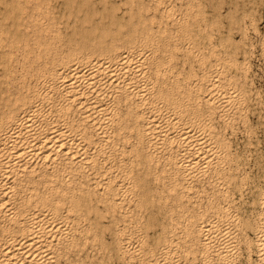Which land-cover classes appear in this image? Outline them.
Listing matches in <instances>:
<instances>
[{
  "label": "bare ground",
  "instance_id": "bare-ground-1",
  "mask_svg": "<svg viewBox=\"0 0 264 264\" xmlns=\"http://www.w3.org/2000/svg\"><path fill=\"white\" fill-rule=\"evenodd\" d=\"M154 1L156 3L161 2L160 0ZM234 1L235 4L231 7L232 12L230 9L231 14L228 13L230 16L227 15L229 10L226 12L227 17H230L229 19L231 22L229 23L231 24L232 22L237 23L238 19H241V17L236 14L237 10L240 11V4H236L239 0ZM56 2H59L63 8V11L58 15L56 14L57 12L54 13L51 11L53 6L50 3V0H0V231H4L11 227L8 222L12 221L15 224L13 228H17L16 231L18 234V236L12 235V237H0V264H53V246L59 242L58 239L60 235H63V232L68 233L73 229L74 224L71 223H75L74 219L77 218L76 213L80 216L83 215V220H88L91 218L89 212L94 211V219L96 220L97 227H100L101 229L106 227V224L100 221L102 218L100 220L98 219L100 216L103 217L102 214L104 212L101 211V213L97 210L96 206L91 203L88 204L87 201H89V199L86 196L77 198L76 194H74V190L77 189L78 186L69 185L68 182L71 180L70 178L62 184H57L55 180L60 174L67 175L71 172L79 173L83 171L82 165L90 159L89 157H91L89 156L91 139L95 137L93 139V146L98 147L103 151V160L106 161L111 157V154L113 153L112 150L116 149L115 146H111L113 132L123 135L124 138L129 137V131L124 130L126 125L122 124V122L131 121L127 123L130 124V130L135 131L136 138L133 139L129 148L131 151H135L136 156H138V165L141 166L136 169L138 170L136 174L137 179L140 177L138 175L141 168V172L143 173L141 179H138L139 184H141L143 189L140 188L139 190H143V198L145 201L155 202L159 197H156V195L153 194V190L155 191L157 189L147 187L151 182L148 183L149 185L146 184L149 181V176H152L150 166L148 165V161H151L152 158L150 157V153L145 149L146 145H144V143L147 142L152 148L154 147L157 150L163 148L166 150V153L169 150L171 157L167 164L171 169V173L168 177L170 180L168 183L172 190H176L178 188V180L175 175L176 172H178L182 178L184 176L189 178L190 176L195 175V171L198 170L197 168H208L216 156H218V159H222V155L218 152L220 147L224 148L226 144L223 142L222 138L218 137L219 135L216 136L214 131H212L211 119L213 115L211 116L209 111L212 112V107L219 108L220 112L222 111V115H219L221 118L226 111L225 107L231 103V100L232 102L235 100L236 105L239 107L243 98L241 97L242 92L236 87L233 88L230 86V88H226L230 85L231 79L229 77H224V79H222L217 74H213L206 84L208 91V96L206 95L207 98L205 99L207 105L206 109H208L206 111L207 115H201L196 112V110H193L195 106L193 102L196 100V97L198 98L197 94H194L193 96L188 92L187 94L182 95L183 97H178L176 91H172L169 88L163 90V87L161 86H157V90L154 91L152 87L157 80H148V82L145 80V78H147L146 69L142 64L145 62V59L148 61V59L152 58L153 62L151 69L154 71L153 73L155 75L157 74L158 76L159 72L167 70L170 67L172 44H175L174 39L176 36L173 38L170 37V35H165L166 28L161 29L159 26L156 27L151 23L150 19L152 17L148 14L150 4L144 0H56ZM119 2L124 5L122 10L119 7L121 12L117 8L120 6L118 5L120 4ZM209 2V5H212L211 18L218 23L221 18L220 11H222L221 9L218 11V6L222 8L221 4L225 2H223V0H204L203 2H199L198 8L203 7L204 3L208 4ZM220 2L223 3L220 4ZM246 3L247 2H243L242 5L243 10H241L243 11V14L253 13V6L255 5H248L247 10L245 11L244 9H246L248 4ZM254 4H256V2ZM259 4L261 5L262 3ZM169 6L170 5L166 6L164 9L167 13L170 12ZM116 8L120 13L116 11ZM206 9H208V7ZM258 11L260 10H257L256 12ZM51 12H53L54 15ZM256 12L254 13L256 14ZM178 19L180 20V18ZM182 19V21L186 20L184 17ZM242 22L241 24H243ZM229 23L225 21V25L228 24V26H230ZM239 23L236 24L238 26V32L240 28ZM257 24L259 25V22ZM220 25L222 24L220 23ZM180 26L182 28L183 23H181ZM231 26L233 28V25ZM234 27L233 30L236 29V26ZM162 33L164 35H161ZM248 35H250V33ZM217 40L219 39L217 38ZM227 40L229 42L231 41V44L233 43V38H231V36H228ZM4 46H6L7 49H4ZM236 48V46L232 47V52H235ZM155 49L160 51L153 54ZM239 54H241V52ZM242 56L240 57L242 58ZM259 57L261 58L262 56L259 55ZM225 59L227 63L226 65L237 63V59L231 56L225 57ZM13 60H15V64L12 65ZM217 60H219V58H217ZM216 65L218 66H216L215 69L221 72L222 66L224 65H220L219 61L216 62ZM257 70L258 69H256V71ZM14 71L15 74L13 73ZM143 79L144 81H142ZM164 84L165 82L163 85ZM104 85L111 87L113 90L110 91L118 95V99L124 100V112L130 114L133 120H122L123 118L118 115V112L115 111L116 109L112 104L107 100H104ZM207 91L205 92L207 93ZM214 93H216V95L217 93L221 95V101L216 104L212 103ZM158 99L167 102L166 106H164L165 110H163L160 105L157 109L153 110L152 113L147 115L144 113L145 115H142L139 111V105L142 103L146 104L150 101L157 102ZM253 99L255 100V97ZM51 101L52 104L50 103ZM71 107H74L76 111L74 112L73 109H70ZM180 112L185 113L181 114ZM73 115H75V117ZM140 115H142V119L138 120ZM260 116L258 115L261 121ZM263 119L264 118L262 117V120ZM250 122L254 123L252 121ZM259 124L262 123L260 122ZM112 125H114V128L112 129L113 131L110 129ZM86 127H89L90 129L88 130ZM260 127L261 125L259 128ZM170 128L174 129L173 133L170 132ZM257 132L261 133L263 131ZM144 135L145 137H143ZM255 139L257 138L255 137ZM127 140L129 141L128 138ZM172 141H176L177 143L182 142L181 144L183 148L179 149V147H177L176 151L173 153L174 146L171 145ZM106 146L109 147L105 148ZM140 148L142 150H140ZM125 153L126 152H124V154ZM245 153L247 154V151ZM113 165V161L104 163V168L101 172L105 173V171L111 169ZM118 166L121 167V172L124 171L129 173V176L133 177V172L131 173L127 166H124L121 163V159L118 161ZM245 166L248 167L247 165ZM250 168H252V164ZM90 169H88V172H90ZM215 173H217V170ZM254 176L256 177V175ZM98 178H95L96 183H98ZM203 179L205 180V178ZM110 181H112L111 177L107 176L102 182L103 185H106L107 187L105 192H110L109 190H111L112 186L110 185ZM29 182H31L32 185L28 188L26 184H29ZM117 185L120 191L125 188V185H122L121 183H118ZM24 188L28 189L25 190ZM49 189L53 192L51 197L47 194ZM16 193L18 196V202L11 203L12 196ZM59 194L63 196V199H65L66 202H69L68 206H66L68 207L67 213H64V211H58L60 206L59 203L62 199ZM115 194L116 193H112L110 197L108 196L109 194H105L103 199L104 202H107L106 210L110 207V202H113L114 204L119 202L118 199L115 198ZM155 194H157V192ZM262 199L261 212L264 217V196ZM80 202L83 203L81 204ZM227 204L228 203H226V205ZM134 207L136 208V206ZM158 210L160 211V207ZM18 211L21 212V216L17 215ZM114 212L116 213V211ZM71 216L74 218H71ZM104 216H106V214H104ZM138 216L139 215H137V217ZM157 220L158 218L155 221ZM150 226L152 227V225ZM220 227V223L217 222V219L212 217H209L207 223L198 225L197 228L203 231L205 237V239L202 240V243L208 244L207 242H210L211 240V237L209 236L210 230H219ZM150 228L146 229L149 231ZM167 228L169 227L167 226ZM225 228L226 227H221V232L223 231V233L226 234L228 233V230ZM152 229L155 230V227L151 228V230ZM162 229H164V226ZM11 232L13 233L12 230ZM107 232H109V230ZM258 232V254H260L259 259L261 264H264V223L260 225ZM109 234L110 233H108V235ZM156 235L154 236V241H158V239L161 241L162 238H158L159 235L157 232ZM70 237L74 236L71 235ZM221 237H219V239ZM232 239L233 238H231V240ZM112 245L114 249L118 247V245L116 247L114 242ZM181 245L180 251L185 254V243ZM215 249L219 250V247ZM106 251L107 250H105V252ZM161 252L164 254L169 253V256H171L172 259L174 258L172 264H188L186 258L185 260L182 259L179 254H177V250L169 248L168 245L161 246L160 253ZM171 252L174 254L176 253V255H173ZM97 253L99 252L97 251ZM115 253L118 255L117 252ZM218 253L220 255L221 251ZM206 257L207 255L205 258ZM107 258H109V256ZM119 261L120 259L118 262ZM247 261L249 260L247 259ZM122 263L124 264V261Z\"/></svg>",
  "mask_w": 264,
  "mask_h": 264
},
{
  "label": "rangeland",
  "instance_id": "rangeland-1",
  "mask_svg": "<svg viewBox=\"0 0 264 264\" xmlns=\"http://www.w3.org/2000/svg\"><path fill=\"white\" fill-rule=\"evenodd\" d=\"M144 1L150 4V9L148 11V14L153 18V19L152 18L150 19L151 23L156 27L159 26L161 29L166 28L167 30H166L165 35H170V37H173V38L176 36L174 39L175 44L174 45L172 44V50H171L173 56L171 55L170 67L167 70L161 71L162 73L159 72V75L157 76V74L155 75L153 73L154 71L151 69L152 62H153L152 58L148 59V61L147 59H145V62H143L142 64V66L146 69L147 78H145V80L147 82L148 80H157L152 87L154 91L157 90V86L158 87L161 86L163 87V90H166V88H169L172 91L173 90L176 91L178 93V97H183L182 95H185L188 92L191 93L193 96L194 94H197L198 98L196 97V100L194 102L192 101L195 104L193 110H196V112H198L201 115L203 114L207 115L206 111L208 109H206L207 105L205 103V99L208 96V91L206 88V84L208 83L209 79L211 78L213 74H217L222 79H224V77H229L231 79L230 85L227 86L226 88L228 87L230 88V86L233 88L236 87L238 90L242 92L241 97L243 98L241 100L239 107L236 105L235 100H233V102L231 100L230 101L231 103L229 102L230 104H228L229 106L227 105L225 107L226 111L224 112L223 116H221V118L219 115H222V111L220 112L219 108L212 107L211 109L212 112L209 111L210 115L211 116L213 115L211 119L212 131H214L216 136L219 135L218 137L222 138L223 142H225L226 144L224 148L220 147V150L218 152L219 154L222 155V159H218V156H216L215 159L212 161L213 164L211 163V165L208 168H203V167L197 168L198 170L196 169L197 171H195V175H194L195 178L194 176H190L191 178L190 177L187 178L184 176L182 178L181 175L178 172H176L175 175L178 180V188L176 190H172L168 183L170 182L168 177L170 176V173H171V169L169 168V165L167 164L169 162V158L171 157V155L169 154V150L166 153V150L163 148L162 149L159 148L157 150L154 147L152 148V146H150L147 142L144 143V145H146L145 149L150 153V157L152 158L151 160L152 163L151 161H148V165L150 166V172L152 173V176H149V181L148 182L146 181L147 182L146 184L151 182L150 185L148 184L149 186L147 187L149 188L152 187V189H157L155 191L153 190V194L156 195V197H159L157 199L158 201L155 200L156 203L148 202V201H145V199L143 198L144 197L143 190H142L143 188L141 184H139V180H138V179H141V176L143 175V173L141 172L142 168L140 169L139 175H138L140 177L137 179V176H136L137 171H138L136 169L141 167L138 165V156H136L135 151H131L129 148L133 139L136 138L135 131L130 130L131 129L130 124L127 123L131 121L122 122V124L126 125L124 127V130L129 131V137L124 138L123 135L113 132V141H112L111 146H115L116 149L112 150L113 153L111 154V157H109V159H107L106 161L103 160V151L100 148L93 146L94 145L93 139L95 138L94 137L93 139H91L90 145H89V149H90L89 156L91 157H89L90 159L85 164L82 165L83 171L79 173L71 172V173H68L67 175L60 174L55 178V180L57 184H62L66 182L67 179L70 178L71 180L68 182V184L71 186L73 185L78 186L77 189L74 190V194H76V197L78 198V197L86 196L89 199V201H87L88 204L91 203L92 205L96 206L98 211L104 212L102 214L103 217L100 216L98 217V219L100 220L102 218V220L100 221L104 222L106 224V227L104 229L97 227L96 220L94 219V211L89 212V215L91 218H89L88 220L86 219L83 220V215L80 216L78 213H76L77 218L74 219L75 223H71V224H74L73 229L70 230V232L68 233L63 232V235L62 236L60 235L58 239L59 242L55 246H53L54 248L53 264H73V263L74 264H111L113 262H114L113 264H123L122 263L123 261H124V264H164V263L172 264V261L174 258L172 259V257L169 256V253L167 254H164L162 252L160 253V248L163 245H168L169 248L171 249L174 248L175 250H177V254H179V256L184 260L186 258V261L188 260L187 261L188 264H261V261L259 259L260 254H258L259 253L258 229L260 225L264 223V217L261 212V207H262V202H263L262 197L264 196V166H263L264 165L263 163L264 162V158H263L264 157V153H263L264 152V148H263L264 147V135H263L264 134V129H263L264 119L262 120V117L264 118V106H263L264 105V93H263L264 92V80H263L264 79V75H263L264 74V68H263L264 67V28H263L264 27V18H263L264 17V11H263L264 3L263 2L264 1L263 0H259V1L258 0L257 1L256 0L255 1L254 0L253 1L252 0H247V1L241 0L242 1L241 2L239 0V2H236V4L237 3L240 4V6L239 4L238 6L240 7V11H241L240 12L239 10H237V12L239 11L240 13L236 12L237 16L241 17V19L240 18L238 19L237 23H239L240 20L241 22L244 21L242 22L243 24H241V22L239 23V26H240L239 32L237 28L238 26L236 25L237 23L236 22L234 23L232 22V24L229 23L231 22L229 19L230 17H227V15L231 14L232 12L231 7L235 4L234 0L232 1L223 0V2L225 3L220 2V4L223 3L221 4L222 8L218 6L219 4L217 5L219 9L218 11H220V9L222 10L220 11L221 13L220 21L222 22L219 21L222 25H220L219 22L217 23L216 20L213 21V18H211L212 5H209L210 2L208 4L204 3L203 7L198 8L199 2L200 1L203 2L204 0L203 1L202 0H178V1L177 0H160L161 2L160 3L157 2L158 4L154 0H144ZM227 1L230 4H228ZM170 2H172L173 4ZM243 2L248 3V4L246 3L247 6H246V9H244L245 11L247 10L248 5H252V6L255 5L253 6L254 7L253 11L256 12L257 10H260L258 11L259 13L256 12L255 14L252 11L253 13L243 14V11H242ZM255 2L256 4H254ZM50 3L53 6L51 8V11H53L54 13L57 12L56 13L57 15L63 11L62 6L59 4V2L57 3L56 0L55 1L50 0ZM119 3L120 4L118 5L120 6H118L117 8L119 9L120 7V9L122 10L124 5L121 4V2ZM249 3H252V4H249ZM259 3H262L263 5L262 4L260 5ZM168 5H170L169 13H167L166 10H164L166 6ZM205 6H207L208 9H206L207 7ZM118 9L116 11L120 13L121 10L119 9L120 10L119 12ZM230 9H231V12H230ZM53 12L51 13L53 14ZM226 12H227V15H226ZM258 16H259V19H258ZM177 17L180 18V20ZM183 17L184 19H186L185 21H182ZM225 21L228 22L230 26H228V24L225 25ZM257 21L259 22V25L257 24L258 23ZM181 23H183L182 28L180 26ZM231 25H233V28H235L234 26H236V29L233 30ZM240 29H241V32H240ZM232 32L235 34L237 33L236 36ZM248 32L250 33V35H248L249 34ZM253 33L255 34V36ZM161 35H164V34L162 33ZM228 36H231V38H233L232 44H231V41L229 42L227 40ZM217 38L219 40H217ZM170 42H173V41H170ZM234 46L237 47L236 48L237 53L236 51L232 52V47ZM3 48L7 49L6 46H4ZM157 51L158 50L155 49L153 54H155ZM240 52L241 54H239ZM259 55L262 57L260 58ZM228 56L236 58L237 63H231L229 65H226L227 63H226L225 57H228ZM240 56H242V58ZM217 58H219V60H217ZM14 61L15 60L12 61V65L15 64ZM218 61L220 62V65H224L222 66L223 71L221 70V72L215 69V67L218 66L216 65V62ZM233 67L235 68V70ZM256 69L258 70L256 71ZM13 73L15 74V71ZM256 73H259V74H256ZM142 81H144V79ZM164 82L165 84L163 85ZM192 85L193 86L195 85L196 87L195 86L193 87ZM199 88L201 91L199 90ZM103 90H105L104 100H107L110 104H112V106L116 109L115 111L118 112V115L123 118L122 120H133L130 114L124 112V108H125L124 100L118 99L117 98L118 95L110 91L113 89L107 85H104ZM205 91H207V93ZM248 92H251V93H248ZM251 94L253 95V97ZM110 97H113V98H110ZM220 97L221 95H219L218 93L216 95V93H214V96H213L214 99H212L213 101L212 103L216 104L217 102L221 101ZM254 97H255V100L253 99ZM244 100H247V101H244ZM253 102L254 103L256 102V103L254 104ZM50 103L52 104V101ZM142 104L139 105L140 106L139 111L142 113V115H145V114L147 115L149 113H152L153 110L157 109L160 105L162 106L161 108L165 110L164 106H166L167 102L162 99H158L157 102L150 101L146 104L145 103H142ZM70 109H73L74 112L76 111L74 107H71ZM180 113L184 114L185 112L183 113L180 112ZM142 115H140L138 120L142 119ZM258 115L259 116L261 115L260 116L261 121ZM73 116L75 117V115ZM250 121L254 123H251ZM260 122L262 124H259ZM245 123H246V126H245ZM260 125L261 127L259 128ZM113 128H114V125L110 127L111 130ZM87 129L89 130L90 128L88 127ZM257 131H260V132L263 131V132L259 133ZM170 132L173 133L174 129L170 128ZM232 135H235V136H232ZM252 136L254 139L252 138ZM143 137H145V135ZM255 137L257 139H255ZM127 138L129 139L130 142L127 140ZM181 143L179 142L177 143L176 141L171 142V145L174 146L173 153L176 151L177 147H179V149L183 148ZM108 147L109 146H106L105 148H108ZM140 150L142 149L140 148ZM246 151H247V154L245 153ZM124 152L126 153L124 154ZM260 158L261 159L263 158V159L261 160ZM119 159H121V163L124 166H127L128 170L131 171V173L133 172L132 173L133 177H130L129 173H126L124 171L121 172L120 170L121 167L118 166ZM247 160L250 162H248ZM112 161L114 163L113 167L109 170L107 169L105 173H102L101 170H103L104 168L103 167L104 163L112 162ZM251 164H252V168L255 166L253 169L250 168ZM213 165L215 166V168ZM245 165H247L248 167H246ZM258 165L262 167L260 168ZM88 169H90L89 170L90 172H88ZM207 169L209 173L207 172ZM216 170H217V173H215ZM253 174L256 175V177ZM105 176L106 177L110 176L112 180L110 181V185L112 186L111 190H109L110 192H105L107 187L106 185H103L102 183L106 178ZM94 177L95 178L99 177L97 181L98 183L95 182ZM203 178H205V180ZM118 183L125 185V188L121 189L120 191L118 189V185H117ZM247 184L251 186L249 187ZM31 185H32L31 182H29V184L28 183L26 184L28 188ZM140 188L142 189L139 190ZM156 192L157 194H155ZM106 193L109 194L108 195L109 197L112 193H116L114 196L119 201L117 202V204L110 202L111 204H109L110 207L107 208L108 210H106L107 202L106 201L104 202V199H103ZM47 194L49 197H51V195H53V192L49 189ZM59 195H60V198L62 199H61V202L59 203L60 206L58 208V211L60 212L64 211V213H67L68 207L66 206H68L69 202H66V200L63 199V196L61 194ZM17 197H18L17 193L14 194L10 202L11 203L18 202ZM147 202L149 205L147 204ZM80 203L82 204L83 202H80ZM226 203L228 204L226 205ZM134 206H136V208ZM153 206L154 207L156 206V207L154 208ZM159 207H160V211L158 210ZM244 208H245V211H244ZM114 211H116V213ZM104 214H106V216H104ZM17 215L21 216V212L18 211ZM137 215L139 216L137 217ZM219 215L221 219L219 218ZM72 217L73 216H71V218ZM209 217L217 219V222L220 223V226L222 228L226 227L225 229L228 230V233L225 234L223 233V231L221 232V227L219 228V230L211 229L209 233V236L211 237L210 242H207L208 244H205V243L203 244L202 240L205 239L204 233L202 230L198 229L197 227L200 224L207 223V221L209 220ZM157 218L158 220L155 221ZM136 222L137 223L139 222V223L137 224ZM8 223L11 225V227H9L8 229L4 231L1 230L0 237L1 236L12 237V235L18 236L17 231H16L17 228H13L15 225L14 222L9 221ZM120 223L121 224L123 223V224L121 225ZM109 224H112V225H109ZM150 225H152V227ZM147 226H150L151 228L155 227V230L154 229L151 230V228ZM163 226H164V229H162ZM167 226L169 228H167ZM146 228H150L149 231ZM10 229L13 231V233L11 232ZM108 230L109 232H107ZM101 231L103 232V234ZM156 232L159 235L158 238L159 237L162 238L161 241H159L158 239L159 242L154 241V236L156 235ZM108 233L110 234L108 235ZM118 234H121V235H118ZM71 235H73L74 237H70ZM219 237L221 238L219 239ZM231 238L233 239L231 240ZM112 241L115 243L116 247L118 245L119 249L118 247L115 249L113 248ZM184 243H185V254H183L180 251V245ZM216 245L217 247H219V250L215 249L217 248ZM202 248L205 250H203ZM105 250L107 251L105 252ZM97 251L99 253H97ZM220 251L221 253L219 255L218 252ZM115 252H117L118 255L120 254L121 256L116 255ZM123 254H124V257H123ZM172 254L176 255V253L175 254L172 253ZM212 254H215V255H212ZM206 255L207 257L205 258ZM106 256L107 257L109 256V258H107ZM119 257H122V258H119ZM118 258L121 261V262L119 261L120 263L118 262L119 260ZM247 259L249 261H247Z\"/></svg>",
  "mask_w": 264,
  "mask_h": 264
}]
</instances>
